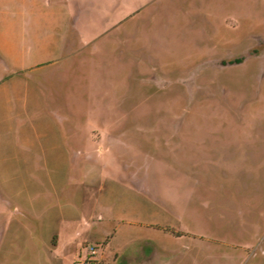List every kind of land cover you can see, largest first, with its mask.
Here are the masks:
<instances>
[{"label":"rangeland","instance_id":"374dc122","mask_svg":"<svg viewBox=\"0 0 264 264\" xmlns=\"http://www.w3.org/2000/svg\"><path fill=\"white\" fill-rule=\"evenodd\" d=\"M80 261L264 264V0H0V264Z\"/></svg>","mask_w":264,"mask_h":264},{"label":"built area","instance_id":"2783aa9c","mask_svg":"<svg viewBox=\"0 0 264 264\" xmlns=\"http://www.w3.org/2000/svg\"><path fill=\"white\" fill-rule=\"evenodd\" d=\"M94 252H96V249H93V253H94ZM86 262H87V261H85V262H84V261H80L78 264H87Z\"/></svg>","mask_w":264,"mask_h":264}]
</instances>
